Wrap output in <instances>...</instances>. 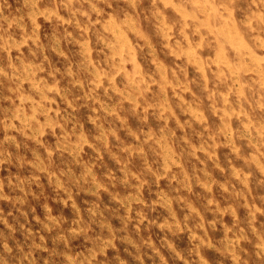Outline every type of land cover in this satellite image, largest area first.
I'll list each match as a JSON object with an SVG mask.
<instances>
[{
	"label": "rangeland",
	"instance_id": "rangeland-1",
	"mask_svg": "<svg viewBox=\"0 0 264 264\" xmlns=\"http://www.w3.org/2000/svg\"><path fill=\"white\" fill-rule=\"evenodd\" d=\"M0 264H264V0H0Z\"/></svg>",
	"mask_w": 264,
	"mask_h": 264
}]
</instances>
